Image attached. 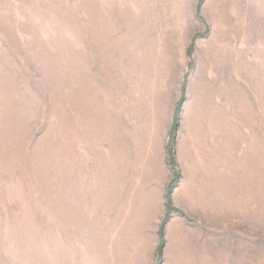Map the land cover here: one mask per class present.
Wrapping results in <instances>:
<instances>
[{
	"label": "rangeland",
	"instance_id": "obj_1",
	"mask_svg": "<svg viewBox=\"0 0 264 264\" xmlns=\"http://www.w3.org/2000/svg\"><path fill=\"white\" fill-rule=\"evenodd\" d=\"M0 264H264V0H0Z\"/></svg>",
	"mask_w": 264,
	"mask_h": 264
}]
</instances>
